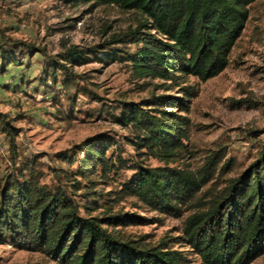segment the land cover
I'll use <instances>...</instances> for the list:
<instances>
[{
    "label": "rangeland",
    "instance_id": "374dc122",
    "mask_svg": "<svg viewBox=\"0 0 264 264\" xmlns=\"http://www.w3.org/2000/svg\"><path fill=\"white\" fill-rule=\"evenodd\" d=\"M143 21L138 12L96 0H0V113L12 127L15 144L10 145L0 126V178L14 162L31 160L43 170L42 181L51 184L59 181L53 168H62L61 181L83 206V216L129 213L136 222L123 226L124 234L152 243L168 241L184 250L191 264H203L191 247L175 241L183 236L188 205L182 215L169 214L120 189L134 176L135 164L197 172L208 155L222 149L223 162L233 160L224 175L230 178L256 159L264 142V0L251 6L229 66L207 81L190 78L189 83L200 86L190 111L164 107L191 120L183 140L187 147L169 163L140 145L143 131L115 119L123 102L180 96L159 79L136 78L126 58L136 47L113 43ZM73 48L88 58L71 61L67 54ZM97 136L114 140L107 156L114 150L115 157L120 154L126 162L82 174L80 164L89 157L83 145ZM62 152L76 154L78 161H61ZM0 264L61 263L43 252L0 244ZM252 264H264V255Z\"/></svg>",
    "mask_w": 264,
    "mask_h": 264
},
{
    "label": "trees",
    "instance_id": "16d2710c",
    "mask_svg": "<svg viewBox=\"0 0 264 264\" xmlns=\"http://www.w3.org/2000/svg\"><path fill=\"white\" fill-rule=\"evenodd\" d=\"M96 1L142 15L136 30L113 43L136 47L126 57L136 78L159 79L167 90L180 93L154 95L143 104L123 102L115 117L143 131L140 145L169 163L187 147L183 140L191 120L164 107L190 111L200 93L190 78L207 81L229 66L257 0ZM67 55L73 62L88 58L76 48ZM0 126L14 147L12 127L2 113ZM115 143L105 136L84 143L89 157L80 164V173L124 165L126 159L115 157L114 150L107 156ZM224 156L222 149L212 152L197 172L135 164L134 176L120 191L169 214L182 215L188 205L183 236L175 241L191 247L203 264H252L264 255V142L256 159L237 176L224 178L233 165L232 159L223 162ZM60 158L69 165L78 161L76 154L66 152ZM60 169L53 168L59 181L49 184L42 181L44 172L35 161L14 162L0 178V244L43 252L61 264H191L185 251L168 241L152 243L124 234L122 227L136 222L129 213L83 216V206L62 183Z\"/></svg>",
    "mask_w": 264,
    "mask_h": 264
}]
</instances>
